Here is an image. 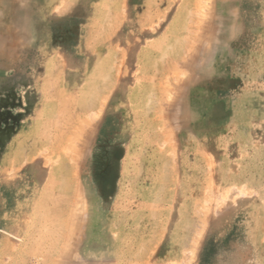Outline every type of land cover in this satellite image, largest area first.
I'll return each instance as SVG.
<instances>
[{"label":"rangeland","instance_id":"rangeland-1","mask_svg":"<svg viewBox=\"0 0 264 264\" xmlns=\"http://www.w3.org/2000/svg\"><path fill=\"white\" fill-rule=\"evenodd\" d=\"M0 264H264V0H0Z\"/></svg>","mask_w":264,"mask_h":264}]
</instances>
